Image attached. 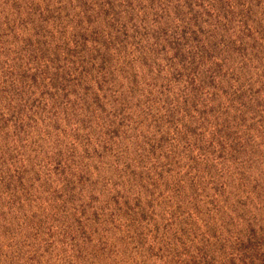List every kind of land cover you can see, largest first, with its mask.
<instances>
[{"label":"rangeland","instance_id":"1","mask_svg":"<svg viewBox=\"0 0 264 264\" xmlns=\"http://www.w3.org/2000/svg\"><path fill=\"white\" fill-rule=\"evenodd\" d=\"M0 264H264V0H0Z\"/></svg>","mask_w":264,"mask_h":264}]
</instances>
